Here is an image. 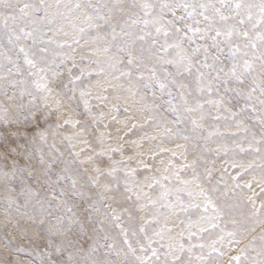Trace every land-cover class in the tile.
Instances as JSON below:
<instances>
[{"label":"snow or ice","instance_id":"snow-or-ice-1","mask_svg":"<svg viewBox=\"0 0 264 264\" xmlns=\"http://www.w3.org/2000/svg\"><path fill=\"white\" fill-rule=\"evenodd\" d=\"M0 264H264V0H0Z\"/></svg>","mask_w":264,"mask_h":264}]
</instances>
